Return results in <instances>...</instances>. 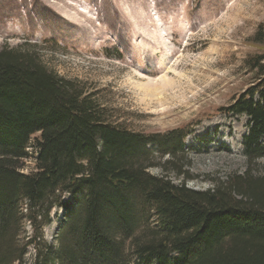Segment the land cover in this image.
Returning <instances> with one entry per match:
<instances>
[{
	"label": "trees",
	"instance_id": "16d2710c",
	"mask_svg": "<svg viewBox=\"0 0 264 264\" xmlns=\"http://www.w3.org/2000/svg\"><path fill=\"white\" fill-rule=\"evenodd\" d=\"M254 41L264 42V24ZM247 65L254 82L225 112L249 118L252 165L264 158V55ZM186 137L130 130L35 46L2 49L0 264H23L30 248L36 264H264V176L249 168L192 190L180 165ZM156 148L170 157L161 176L150 172ZM55 208L71 214L58 248L43 234Z\"/></svg>",
	"mask_w": 264,
	"mask_h": 264
},
{
	"label": "rangeland",
	"instance_id": "374dc122",
	"mask_svg": "<svg viewBox=\"0 0 264 264\" xmlns=\"http://www.w3.org/2000/svg\"><path fill=\"white\" fill-rule=\"evenodd\" d=\"M262 24L264 0H0V51L35 46L48 68L130 130L183 129L180 165L188 187L203 192L249 168L264 176V158L251 165L245 155L249 118L225 112L254 82L247 60L264 55V42L254 41ZM151 86L165 88L146 93ZM153 150L150 172L161 176L170 157ZM29 153L25 173L35 168ZM70 215L54 209L43 232L49 245L58 248ZM32 235L27 224L22 237ZM35 256L30 248L23 264Z\"/></svg>",
	"mask_w": 264,
	"mask_h": 264
},
{
	"label": "bare ground",
	"instance_id": "6f19581e",
	"mask_svg": "<svg viewBox=\"0 0 264 264\" xmlns=\"http://www.w3.org/2000/svg\"><path fill=\"white\" fill-rule=\"evenodd\" d=\"M167 83V82H166ZM168 84V83H167ZM168 87V86H167ZM163 88H165V86H163V87H158V88H153L152 86L151 87H148V88H145V91H146V93H148V94H156V92L157 91H162L163 90ZM147 94V95H148ZM157 95V94H156ZM219 135H220V133H219ZM221 136H223V134H221ZM211 140V139H210ZM215 140H211V142H214ZM209 150V149H208ZM223 150V147H221V148H218V153H220L219 151H222ZM209 151H211V150H209Z\"/></svg>",
	"mask_w": 264,
	"mask_h": 264
}]
</instances>
